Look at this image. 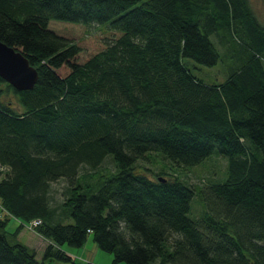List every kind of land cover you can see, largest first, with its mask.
<instances>
[{
  "label": "trees",
  "instance_id": "trees-1",
  "mask_svg": "<svg viewBox=\"0 0 264 264\" xmlns=\"http://www.w3.org/2000/svg\"><path fill=\"white\" fill-rule=\"evenodd\" d=\"M212 35L235 61L206 82L183 57L218 63ZM0 40L39 72L32 89L0 75V264H94L63 247L89 234L113 264H264V24L249 0H0ZM156 151L184 167L218 152L226 178L137 168ZM35 218L40 258L17 238Z\"/></svg>",
  "mask_w": 264,
  "mask_h": 264
},
{
  "label": "rangeland",
  "instance_id": "rangeland-1",
  "mask_svg": "<svg viewBox=\"0 0 264 264\" xmlns=\"http://www.w3.org/2000/svg\"><path fill=\"white\" fill-rule=\"evenodd\" d=\"M250 1L252 8L254 9V11H256L255 13L257 15L259 14L260 16H264V0ZM259 15V21L261 23H264V19H262ZM212 39L215 41L216 46L221 52V57L218 63L212 66H208L198 63L191 57H183V61L191 68L192 72L201 77L206 82L223 81L227 76L230 65L234 64L235 61V57L233 56V54L226 53L228 49L230 51H233V48L225 49L222 45L220 47L216 35H212ZM9 98H11L13 101H16V99H14V95L12 94L11 96H9ZM104 165L106 166V168H109L111 170L115 169V163L111 157H108L106 159ZM136 166L137 168L142 170L143 168H149L148 172L150 175H153V172L159 170L165 171L171 178L179 177L192 184L195 188H198L199 186L204 185L213 179H215L216 181L224 180L228 171V159L225 155L214 152L207 159H205L204 163L191 167H184L176 164L171 159L164 158L160 152L156 151L150 153L149 157L146 159L137 160ZM65 184V180H63L62 178L54 181L51 184V205L54 206V204H60L64 199L63 191L65 189ZM206 207V201L202 198L199 191L196 190L191 200L189 216L193 218H200L206 211ZM3 214L4 209L1 207L0 201V215ZM63 221L70 222L72 221V219L69 218ZM38 225H24V227H21L19 231V236L21 237V241H23L24 243H28L29 246H31V248L36 251L37 257L40 258L45 243L50 240L40 234L37 229ZM10 226L14 228L17 225L13 226V224L11 223ZM63 247L66 250L69 249L73 253L74 257L81 262L90 261L94 264H113V253L101 249L98 243L95 241L93 234L88 235L86 242L82 246H69L67 244H64ZM115 264L124 263L117 262Z\"/></svg>",
  "mask_w": 264,
  "mask_h": 264
},
{
  "label": "water",
  "instance_id": "water-1",
  "mask_svg": "<svg viewBox=\"0 0 264 264\" xmlns=\"http://www.w3.org/2000/svg\"><path fill=\"white\" fill-rule=\"evenodd\" d=\"M0 75L18 89H32L39 72L21 51L0 40Z\"/></svg>",
  "mask_w": 264,
  "mask_h": 264
},
{
  "label": "crops",
  "instance_id": "crops-1",
  "mask_svg": "<svg viewBox=\"0 0 264 264\" xmlns=\"http://www.w3.org/2000/svg\"><path fill=\"white\" fill-rule=\"evenodd\" d=\"M250 1V0H249ZM250 4H251V1H250ZM254 10V9H253ZM254 12H256V11H254ZM256 14V13H255ZM259 15V14H258ZM258 15L256 14V16H257V18H258ZM260 16V15H259ZM262 19H264V16H260ZM258 20H259V18H258ZM262 24H264V23H262ZM17 220H15V221H11V223L13 224V226H15V225H17L16 223L18 222H16ZM17 228V227H16ZM16 228H14V229H16ZM21 229V228H20ZM20 233V232H19ZM19 233H18V239L19 240H21V237L19 236ZM23 242V241H22ZM49 241H47L46 243H45V246L47 245V243H48ZM26 244H28V243H26ZM28 246H29V244H28ZM45 246H44V248H45ZM29 247H31V246H29ZM44 248H43V250H44ZM43 250H42V252L41 253H43ZM69 253H71L72 255H73V253L68 249L67 250ZM41 256V255H40ZM74 256V255H73Z\"/></svg>",
  "mask_w": 264,
  "mask_h": 264
},
{
  "label": "built area",
  "instance_id": "built-area-1",
  "mask_svg": "<svg viewBox=\"0 0 264 264\" xmlns=\"http://www.w3.org/2000/svg\"><path fill=\"white\" fill-rule=\"evenodd\" d=\"M41 223V219L39 218H35L32 221H30L29 223H27L28 225H38Z\"/></svg>",
  "mask_w": 264,
  "mask_h": 264
}]
</instances>
